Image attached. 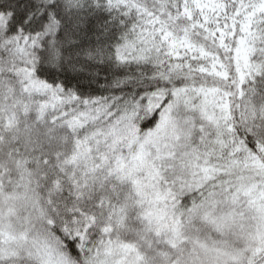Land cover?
I'll list each match as a JSON object with an SVG mask.
<instances>
[{"label": "snow or ice", "instance_id": "6c2138e0", "mask_svg": "<svg viewBox=\"0 0 264 264\" xmlns=\"http://www.w3.org/2000/svg\"><path fill=\"white\" fill-rule=\"evenodd\" d=\"M0 264H264V0H0Z\"/></svg>", "mask_w": 264, "mask_h": 264}]
</instances>
